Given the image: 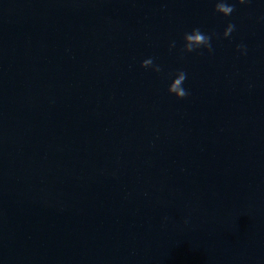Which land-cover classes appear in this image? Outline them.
I'll return each mask as SVG.
<instances>
[{
  "label": "water",
  "instance_id": "water-1",
  "mask_svg": "<svg viewBox=\"0 0 264 264\" xmlns=\"http://www.w3.org/2000/svg\"><path fill=\"white\" fill-rule=\"evenodd\" d=\"M0 264H264V0H0Z\"/></svg>",
  "mask_w": 264,
  "mask_h": 264
}]
</instances>
